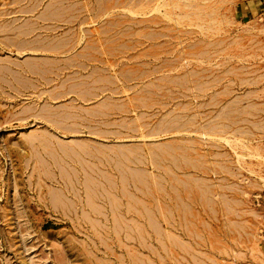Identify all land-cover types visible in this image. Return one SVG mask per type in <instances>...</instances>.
<instances>
[{
    "label": "rangeland",
    "instance_id": "obj_1",
    "mask_svg": "<svg viewBox=\"0 0 264 264\" xmlns=\"http://www.w3.org/2000/svg\"><path fill=\"white\" fill-rule=\"evenodd\" d=\"M0 264H264V0H0Z\"/></svg>",
    "mask_w": 264,
    "mask_h": 264
},
{
    "label": "bare ground",
    "instance_id": "obj_2",
    "mask_svg": "<svg viewBox=\"0 0 264 264\" xmlns=\"http://www.w3.org/2000/svg\"><path fill=\"white\" fill-rule=\"evenodd\" d=\"M116 1V0H115ZM165 5V4H164ZM163 5V6H164ZM171 5H173V4H171ZM130 6V5H129ZM127 8V7H126ZM25 10H27L26 8H25ZM24 10V11H25ZM64 10V9H63ZM131 10V9H130ZM133 10V9H132ZM136 11V10H135ZM134 12V11H133ZM136 14V13H135ZM194 14V16H196L198 19H201V20H209V18H212V19H215L214 21H218V19L216 18V15H215V12H212V13H198V12H194L193 13ZM62 15V14H61ZM188 14H186V16H187ZM71 17V16H70ZM69 17V18H70ZM188 17V16H187ZM69 22V21H68ZM204 25V24H203ZM213 28V26H210L209 28H208V30L209 29H212ZM214 29V28H213ZM216 29V28H215ZM20 32H22V31H20ZM26 32H28L27 30H26ZM24 33V32H23ZM29 33H30V31H29ZM21 43V42H20ZM13 44V43H12ZM17 45V44H16ZM15 45V46H16ZM18 47V46H17ZM21 48V47H20ZM19 48V49H20ZM23 48V47H22ZM246 80V79H245ZM128 96V95H127ZM161 124V123H160ZM132 125V124H131ZM166 126V125H165ZM165 126H163V127H165ZM225 126V125H224ZM145 129V128H144ZM101 130V129H100ZM149 132V131H148ZM154 132V131H153ZM160 132V131H159ZM155 133V132H154ZM142 134V133H141ZM40 139V138H39ZM160 147V146H159ZM159 147H156V148H158L159 149ZM165 147H167L168 148V145H166ZM171 147V146H170ZM251 148V147H250ZM162 150H164V149H162ZM165 152H167L166 150H164ZM173 151V150H172ZM133 153V152H132ZM166 154H168V153H166ZM169 154H171V153H169ZM138 155H140V154H138ZM157 156H159V155H157ZM174 157V156H173ZM159 162V161H158ZM159 164V163H158ZM157 164V165H158ZM160 165V164H159ZM158 165V166H159ZM156 177V176H155ZM92 178V177H91ZM142 178V177H141ZM93 179V178H92ZM143 179H145V178H143ZM176 179H178V178H176ZM94 180V179H93ZM140 180H142V179H140ZM182 181V180H181ZM196 181H199V180H197L196 179ZM195 181V182H196ZM91 182V181H90ZM203 183V182H202ZM201 183V184H202ZM185 185V184H184ZM85 187V186H84ZM147 188V187H146ZM159 189V188H158ZM204 191V190H203ZM207 192V191H206ZM205 192V193H206ZM201 193V192H200ZM87 194V193H86ZM204 195V194H203ZM201 197V196H200ZM180 199V198H179ZM182 201V200H181ZM208 202V201H207ZM230 206V205H229ZM92 207V206H91ZM148 209V208H147ZM229 209V208H228ZM83 212V211H82ZM213 213V212H212ZM87 216V215H86ZM150 217V216H149ZM87 219V218H86Z\"/></svg>",
    "mask_w": 264,
    "mask_h": 264
},
{
    "label": "crops",
    "instance_id": "obj_3",
    "mask_svg": "<svg viewBox=\"0 0 264 264\" xmlns=\"http://www.w3.org/2000/svg\"><path fill=\"white\" fill-rule=\"evenodd\" d=\"M261 4H263V3H262V2H261V3L258 2V4H256V8H257V9H260V8H261V6H260Z\"/></svg>",
    "mask_w": 264,
    "mask_h": 264
}]
</instances>
